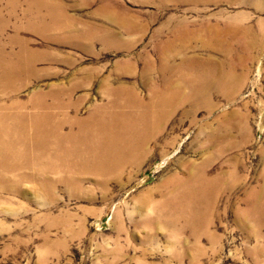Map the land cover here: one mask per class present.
<instances>
[{"label":"rangeland","instance_id":"obj_1","mask_svg":"<svg viewBox=\"0 0 264 264\" xmlns=\"http://www.w3.org/2000/svg\"><path fill=\"white\" fill-rule=\"evenodd\" d=\"M2 112L0 264H264V0H0Z\"/></svg>","mask_w":264,"mask_h":264},{"label":"bare ground","instance_id":"obj_2","mask_svg":"<svg viewBox=\"0 0 264 264\" xmlns=\"http://www.w3.org/2000/svg\"><path fill=\"white\" fill-rule=\"evenodd\" d=\"M220 35H222V33H220L219 36ZM129 98L132 99L135 103L132 105L133 108L141 109L143 107L146 109V106H144V102L142 98H140L137 94H135V92L132 96H129ZM123 106L125 105L120 106L118 109H121ZM51 108L52 106H50V109ZM76 108L78 109V106ZM9 114L10 113L6 114L5 112L4 113L2 112L0 113V116H2V118H6V116H9ZM50 114H53L51 110L50 113L41 112V115L38 117L44 116V118H49ZM116 114L119 115V112ZM136 115L143 116L144 113L142 110H138ZM116 127H119V125H117ZM127 127L128 125L124 124L122 126V129L125 130ZM54 140H55V136H54ZM82 141L84 142V148L81 152L82 158L77 159L73 156H70L64 160H62V158H58L57 161L59 162V165L71 167L70 168L71 171H75V172L77 168H83L84 170H92V167H97L96 165L107 166L110 163L112 164V162H115L117 160L121 161V158L125 154L133 153L132 151H135L137 148L140 147V145L136 146V143L131 139L123 140L122 138H120V133L117 134L116 131L112 136L107 135L104 136L103 138H94V139L92 137H83ZM36 144L38 143L36 142ZM66 146L67 145H64L63 147L62 146L59 147L60 149L61 148L66 149Z\"/></svg>","mask_w":264,"mask_h":264}]
</instances>
